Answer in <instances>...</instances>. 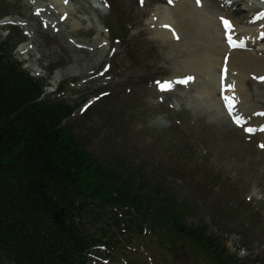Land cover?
Wrapping results in <instances>:
<instances>
[{
	"label": "trees",
	"instance_id": "obj_1",
	"mask_svg": "<svg viewBox=\"0 0 264 264\" xmlns=\"http://www.w3.org/2000/svg\"><path fill=\"white\" fill-rule=\"evenodd\" d=\"M55 122L36 110L26 93L0 84V149L17 151L12 160L18 165L5 168L13 187L0 193V232L19 238L21 260L28 264H41L55 243L48 225V211L55 207L50 185L63 190L76 176V150L59 138ZM84 246L83 239L73 240L67 249L74 254Z\"/></svg>",
	"mask_w": 264,
	"mask_h": 264
},
{
	"label": "rangeland",
	"instance_id": "obj_2",
	"mask_svg": "<svg viewBox=\"0 0 264 264\" xmlns=\"http://www.w3.org/2000/svg\"><path fill=\"white\" fill-rule=\"evenodd\" d=\"M126 5L128 12H131L133 15L138 14L133 0H129ZM0 7L3 8L2 12L4 15H29L28 6L25 0H0ZM77 13H80L77 10V7L73 8L69 22L65 26L64 32L60 38V41L65 45L62 54L52 49L53 42L51 39H40L35 35L38 42L44 43L48 47V50L43 51L41 47V50H39L37 45H35L36 50L43 55L41 57L42 59H53L56 54V59H59L62 64L71 66L72 69H74L76 65L83 64L85 60L88 59V55L85 54V51L73 50L70 45L66 44V39L68 37L73 38L75 41H78L79 39L89 41L91 35L94 33L93 28L89 29V26H87L83 20L84 14H87V12L83 10L82 13H80L82 16H77ZM74 21L79 24V27L72 26ZM79 29L83 30L79 31ZM42 61L43 60H40L39 62L36 61V64L39 65ZM84 73H86V71ZM143 95V92H139L119 105H115L113 101L106 102L103 104L102 109L90 113L83 120V123L80 125L81 129L86 130L89 125L95 129V136L90 137V150H93V152L104 161L109 160L114 152H125L127 150L134 151L135 146H141V142L145 141L144 145L146 146V150L144 157L148 162L150 169L161 167L158 166L157 163L172 168L176 163V160L172 159L175 156V153L170 150H167L165 153L158 148V145L162 142L159 136H156L154 139L146 140V138L144 139L143 137L145 135L147 136V134L142 135L139 133L138 135L136 126L132 125L134 124L133 118L140 112V109L138 108L141 104L140 100ZM166 100L168 104L173 102L172 98H166ZM149 107L152 111L157 110L159 113L164 112L169 118L172 116V111L168 110L166 107L160 105ZM112 111L117 113L114 117L111 115ZM159 113H146L144 124L148 125L152 131L160 134L169 124L162 115H159ZM96 114H98V116H94ZM109 117L113 118V121L109 120ZM177 120L180 122L179 132L181 134L189 135L187 126L183 123V120L180 118H177ZM188 122L191 123L192 126H196L199 131H203L201 120ZM222 129L223 136L221 137L220 142L225 145L226 143L227 145L229 144L233 150L240 149L235 157L227 159L224 152L226 150L218 145V143L214 142V139L212 138L207 140V145L205 144L206 148L201 152L195 151V154L191 157L186 154L185 158L187 159V162L191 167L198 168L200 171H203L205 168L216 169L220 165L224 166L227 171L235 175V177H243V180L246 182L239 183L242 188L250 189L256 186L258 192L264 197V167L261 165L260 157L255 153H251L250 155L248 153L245 154L244 149L250 144L243 141L240 144L227 128ZM235 145L237 146L236 148L234 147ZM151 160L156 164H153ZM165 172L169 174L168 171ZM259 173H262V175ZM176 188L182 196L183 193H187L185 188H182V190L180 189L179 184L176 185ZM253 253L257 254L258 251H254ZM246 254L249 253L247 252Z\"/></svg>",
	"mask_w": 264,
	"mask_h": 264
},
{
	"label": "bare ground",
	"instance_id": "obj_3",
	"mask_svg": "<svg viewBox=\"0 0 264 264\" xmlns=\"http://www.w3.org/2000/svg\"><path fill=\"white\" fill-rule=\"evenodd\" d=\"M57 5L61 11L64 10L61 5H59L58 3ZM175 7L178 10L180 9L181 13L177 15L178 20L177 22H174V28H177L180 34L186 33L187 36L189 35V38L192 42L196 43L200 37L202 38L203 43L200 44L199 47L201 49H203L204 47L206 51V60L204 61L207 65L206 74L212 80V84H211L212 87L205 92V95L207 97V103L213 104L216 107V113L218 116L222 115V111L220 110L219 107V102L215 97V92L218 90V75L216 74L215 69L220 68L222 61L221 56L223 54V51L225 50V47L221 43V39H220L221 33L218 29V23L216 20L214 19L212 20L204 16L193 17L189 12L183 13V9L179 8V6L178 7L175 6ZM191 8L196 10V8L192 5ZM152 16H157V18L159 19V23H156V25H160L161 22L168 23L174 20L171 17V15L168 13V9L165 7H157V9L155 10V14H153ZM185 16L187 17L186 19L184 18ZM193 25L197 26V28L199 29L198 32L191 29ZM155 35L161 38H166L167 36H169L167 32H163L160 30H155ZM214 37L217 39V42H214ZM248 55L255 56L254 53H249ZM255 61L259 62V59L256 57ZM253 64L255 65L254 62ZM240 67H241V63L237 60L236 56H234L233 54L229 59V69H230V75L232 71L238 70V74L236 76H232V78L236 79L237 81L242 80L243 77V73ZM58 79L59 78L56 76L54 82H58ZM237 93L240 96L243 94V89L241 86H237Z\"/></svg>",
	"mask_w": 264,
	"mask_h": 264
},
{
	"label": "snow or ice",
	"instance_id": "obj_4",
	"mask_svg": "<svg viewBox=\"0 0 264 264\" xmlns=\"http://www.w3.org/2000/svg\"><path fill=\"white\" fill-rule=\"evenodd\" d=\"M142 2H143V0H141V3H142ZM229 2H230V0H229ZM196 3L199 5V4H200V0H196ZM261 17H264V12L259 13L257 18H261ZM220 19H221V21H222V23H223L225 29H226L228 32H231L232 29H233V27H234V26L232 25V23H231L229 20H227L226 18H224L223 16H221ZM166 27H167V26H166ZM228 40H229V43H231V45H232L233 47L242 46V45H238L236 41L232 40L231 35L228 36ZM191 79H192V77H188L186 80L181 81V82H182V83H187L188 80H191ZM259 79L264 80V77H259ZM167 87L170 88V87H171V84H168ZM230 87H231V86H230ZM224 100H225V102H226V106H227V108H228V112H229V114L231 115L232 112H233V110H234V105H235V103H236L235 98H234V97H228V96H225V97H224ZM233 120H234V122H235L237 125H241V120H240V118H239L238 116L233 117ZM261 130L264 131V129H261ZM245 131H247V132H252L253 129H251V128H246ZM261 147L264 148V145H261Z\"/></svg>",
	"mask_w": 264,
	"mask_h": 264
}]
</instances>
